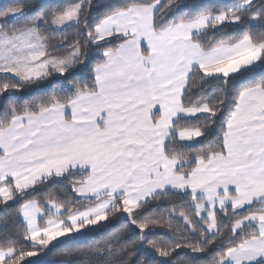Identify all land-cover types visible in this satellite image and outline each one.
Wrapping results in <instances>:
<instances>
[{
    "label": "snow or ice",
    "instance_id": "1",
    "mask_svg": "<svg viewBox=\"0 0 264 264\" xmlns=\"http://www.w3.org/2000/svg\"><path fill=\"white\" fill-rule=\"evenodd\" d=\"M0 264H264V0L0 6Z\"/></svg>",
    "mask_w": 264,
    "mask_h": 264
},
{
    "label": "trees",
    "instance_id": "2",
    "mask_svg": "<svg viewBox=\"0 0 264 264\" xmlns=\"http://www.w3.org/2000/svg\"><path fill=\"white\" fill-rule=\"evenodd\" d=\"M13 2V0H0V6H6L9 5ZM46 261H53L56 259V257L49 255L48 257L43 258Z\"/></svg>",
    "mask_w": 264,
    "mask_h": 264
}]
</instances>
